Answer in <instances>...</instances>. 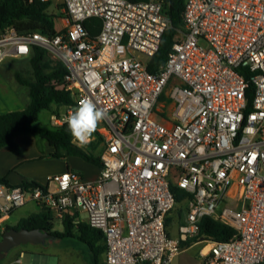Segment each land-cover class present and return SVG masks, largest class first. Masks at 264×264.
Instances as JSON below:
<instances>
[{
    "label": "built area",
    "instance_id": "2783aa9c",
    "mask_svg": "<svg viewBox=\"0 0 264 264\" xmlns=\"http://www.w3.org/2000/svg\"><path fill=\"white\" fill-rule=\"evenodd\" d=\"M62 6L64 28L53 35L0 31V64L36 46L66 67L56 88L74 103L51 115L55 127L82 99L106 110L100 172L94 180L67 170L44 183L0 182V233L33 202L52 223L69 216L100 230L104 264H170L192 245L201 264H264V0H185L183 27L156 73L147 64L170 26L167 0ZM93 18L100 28L90 36L84 22ZM171 186L186 203L175 239L166 224L177 204ZM204 217L234 235L182 247Z\"/></svg>",
    "mask_w": 264,
    "mask_h": 264
},
{
    "label": "trees",
    "instance_id": "16d2710c",
    "mask_svg": "<svg viewBox=\"0 0 264 264\" xmlns=\"http://www.w3.org/2000/svg\"><path fill=\"white\" fill-rule=\"evenodd\" d=\"M185 0H167V17L170 22L169 28L164 32L157 53L149 60L147 69L156 73L157 68L166 61L174 43L176 31L183 27V9ZM51 0H0V31L14 28L17 32H35L53 35L58 30L55 26L54 16L48 13ZM84 27L90 36H95L100 28L99 19H89L84 22ZM46 51L33 46L28 56L29 65L33 72V81L28 82L16 74V80L28 87L29 103L21 111H13L0 114V148L6 147L13 154L20 152L15 138L20 135H31L47 141L56 150L53 156L59 157V152L64 151L67 156L80 157L88 163L101 167L100 156L94 152L102 141L100 135L95 131L93 136L96 141H91L87 148L77 147L72 143V137L68 125L53 128H37L34 123L43 110H50L52 105L70 107L74 101L70 92L65 89H57L63 76L67 72L66 67L59 63L53 68L46 70L44 62ZM54 82V84H53ZM250 88V92H251ZM0 182L7 184L5 178ZM35 183V182H34ZM26 185V184H25ZM175 194L176 203L184 199V193L176 187L171 186ZM50 213L41 210L37 214H31L21 219L17 225L8 226L7 229H40L48 231L54 239L76 238L84 243L90 253L92 264H101L100 260L105 252L104 237L100 230L90 227L86 222L73 223V218L67 216L63 222L62 232L53 231V223ZM169 218L166 219V224ZM234 235V230L226 225L220 224L209 217L201 219L198 235L188 242L181 243L187 248L194 242L206 239L213 241H227Z\"/></svg>",
    "mask_w": 264,
    "mask_h": 264
},
{
    "label": "rangeland",
    "instance_id": "374dc122",
    "mask_svg": "<svg viewBox=\"0 0 264 264\" xmlns=\"http://www.w3.org/2000/svg\"><path fill=\"white\" fill-rule=\"evenodd\" d=\"M62 8H63L62 0H51V6L48 10V13L54 16L56 21L55 26L58 31L64 28V24L62 22V19L64 18V15L62 13ZM138 58L140 60H145V58L141 55H138ZM44 62L47 65L46 70H49V68H53L60 63L58 60L52 58L51 55H47V54L44 57ZM16 74L24 81H28V82L33 81V72L29 65L28 58H20V59L8 58L0 64V97L7 101L10 99L13 100L10 101L11 103H13L12 104L13 109L15 111H19L21 108L25 107L23 105L28 101V95H27L28 87L21 85L16 80ZM16 104H20V105L16 106ZM66 108L67 107L52 105L50 110L41 111L38 115L37 121L34 123V127L49 128V129L55 127L51 123V119H50L51 115H62L65 113ZM99 125H101V123ZM35 139H36V145L40 150V152L41 151L45 152L44 154L45 157L42 159H38L37 161L28 163L27 165H24V168L27 169L28 171L34 172L37 175H45L46 173L48 174L51 171H55V170L59 171L61 169H64L65 167L64 161L65 159H68L67 161L69 165L72 167V170L80 173L85 180H90L96 177L98 168H96L92 164L87 163L86 161H84L79 157H75V156L66 157V153L64 151L59 152V157L49 155L47 151L50 148L48 145H46V141L40 138H35ZM94 140L96 141V137L92 136L91 141ZM24 146L25 145L22 142V147L25 148ZM102 146L103 145L101 142L97 146L100 148V151L102 149ZM83 148H87V147L84 146ZM51 151L54 153L56 150L52 149ZM33 204L34 203L30 204L31 208L33 207ZM37 207L38 206L35 205V210ZM175 207H176L175 210L171 212L172 217L170 219H173L178 214L179 217H176L177 219L175 218L174 221H177L179 218L181 221H184L186 218V203L179 202L176 204ZM85 218L86 215L84 213H81L80 219L85 220ZM14 220L15 218L10 221L11 225H14V222H12ZM61 229H63L61 224L55 223V230H61ZM170 234L171 236H174L173 225H172V229H170ZM15 250L23 251L25 259L27 261L30 259L39 258L38 255H34L33 252L34 251H38V253L43 252L44 247L41 244H30V243L21 244L11 249L9 251V254H12ZM198 251H199V246H192L186 251L176 255L172 259L170 264H195V262L198 260Z\"/></svg>",
    "mask_w": 264,
    "mask_h": 264
},
{
    "label": "crops",
    "instance_id": "0c3cea01",
    "mask_svg": "<svg viewBox=\"0 0 264 264\" xmlns=\"http://www.w3.org/2000/svg\"><path fill=\"white\" fill-rule=\"evenodd\" d=\"M10 101H13V100L10 99L7 101L0 97V114L15 111L12 107L13 103H11ZM28 103H29V96H28V101L23 105L25 107L21 108L19 111L25 109ZM19 105L20 104H16V106H19ZM99 124H98V127L102 125V124L101 125ZM15 141L19 145V148H20V152L18 154L11 153L6 147L0 148V178H5L8 185L19 186L20 184H22L24 181H27V180L38 182V183H44L48 176L60 174L67 170H72V167L69 165L67 161L68 159H65L64 161L65 167L64 169H61L59 171L57 170L51 171L50 173L48 174L46 173L45 175H37L34 172L28 171L27 169L24 168V165L37 161L38 159L44 158L45 152L43 151L40 152V150L38 149L36 145V139L32 137L31 135L17 136L15 138ZM22 142L24 143L25 148L22 147ZM101 143L103 145L102 149L100 151V148H99L100 146L96 147V150L94 152L95 155H99V156L101 155L104 149V144L102 141ZM46 145H48L50 148L47 151L48 154L49 155L55 154L56 151L54 153L51 151L52 149L55 150V148L51 146L47 141H46ZM95 167L98 168V171H97V175H98V173L100 172V167H97V166ZM95 178L90 179V180H94ZM31 203L33 202H28L23 207L14 210L8 216V218L5 219V222L3 225L4 226H15L21 219L27 218L31 214H37L42 210L38 207L35 210L36 204L35 205L33 204V207L31 208L30 206ZM171 217L172 216L170 214L168 216L169 221L167 222V231H168L169 237L175 239L178 236V233H177L178 226L183 221H181L180 218L177 221H174L176 217H179L178 214L173 219H170ZM14 218L15 220L12 221L14 222V225H11L10 221ZM55 223H59L62 226V223L54 222L53 231L62 232L63 229L55 230ZM172 225L174 228V236H171L170 234V229H172ZM192 246H196V245H192ZM43 247H44L43 252H40V253H38V251L33 252L34 255H38L39 258L30 259L26 261L24 252L15 250L12 254L8 253L6 257L3 260H1L0 264H92L90 253H89L87 246L81 241H79L78 239L76 240V238H64V239H60L59 241L53 242V243L46 242L43 245ZM187 249L183 250L182 252L186 251ZM100 263L104 264V254L101 257ZM195 264H201V258L199 257V255H198V260L195 262Z\"/></svg>",
    "mask_w": 264,
    "mask_h": 264
},
{
    "label": "clouds",
    "instance_id": "9594fccd",
    "mask_svg": "<svg viewBox=\"0 0 264 264\" xmlns=\"http://www.w3.org/2000/svg\"><path fill=\"white\" fill-rule=\"evenodd\" d=\"M106 115V110L99 108L91 99L80 100L74 111L66 117L72 143L81 148L91 143L93 133Z\"/></svg>",
    "mask_w": 264,
    "mask_h": 264
},
{
    "label": "water",
    "instance_id": "95a60500",
    "mask_svg": "<svg viewBox=\"0 0 264 264\" xmlns=\"http://www.w3.org/2000/svg\"><path fill=\"white\" fill-rule=\"evenodd\" d=\"M48 231L40 229H7L0 233V261L9 251L21 244H41L57 242Z\"/></svg>",
    "mask_w": 264,
    "mask_h": 264
},
{
    "label": "snow or ice",
    "instance_id": "6c2138e0",
    "mask_svg": "<svg viewBox=\"0 0 264 264\" xmlns=\"http://www.w3.org/2000/svg\"><path fill=\"white\" fill-rule=\"evenodd\" d=\"M113 151H115V149H113Z\"/></svg>",
    "mask_w": 264,
    "mask_h": 264
},
{
    "label": "flooded vegetation",
    "instance_id": "af4514ba",
    "mask_svg": "<svg viewBox=\"0 0 264 264\" xmlns=\"http://www.w3.org/2000/svg\"><path fill=\"white\" fill-rule=\"evenodd\" d=\"M4 231H6V229Z\"/></svg>",
    "mask_w": 264,
    "mask_h": 264
}]
</instances>
